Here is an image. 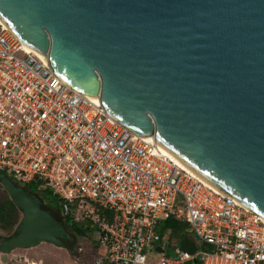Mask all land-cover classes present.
<instances>
[{
	"label": "water",
	"instance_id": "1",
	"mask_svg": "<svg viewBox=\"0 0 264 264\" xmlns=\"http://www.w3.org/2000/svg\"><path fill=\"white\" fill-rule=\"evenodd\" d=\"M0 18L63 81L264 219V0H0ZM0 187L21 211L1 263L74 239L37 193L2 171ZM179 247L196 250L186 236Z\"/></svg>",
	"mask_w": 264,
	"mask_h": 264
},
{
	"label": "built area",
	"instance_id": "2",
	"mask_svg": "<svg viewBox=\"0 0 264 264\" xmlns=\"http://www.w3.org/2000/svg\"><path fill=\"white\" fill-rule=\"evenodd\" d=\"M0 171L96 229L104 264H264L259 214L114 119L3 24ZM169 218L186 224L194 255L169 242Z\"/></svg>",
	"mask_w": 264,
	"mask_h": 264
},
{
	"label": "rangeland",
	"instance_id": "3",
	"mask_svg": "<svg viewBox=\"0 0 264 264\" xmlns=\"http://www.w3.org/2000/svg\"><path fill=\"white\" fill-rule=\"evenodd\" d=\"M98 239L97 231L90 228L85 235H77L64 244L42 242L29 248H16L11 253L26 257L20 264H103L105 248Z\"/></svg>",
	"mask_w": 264,
	"mask_h": 264
},
{
	"label": "trees",
	"instance_id": "4",
	"mask_svg": "<svg viewBox=\"0 0 264 264\" xmlns=\"http://www.w3.org/2000/svg\"><path fill=\"white\" fill-rule=\"evenodd\" d=\"M25 187L31 192H35V188L33 187V185L28 184ZM43 196L48 197V192L43 194ZM20 218L21 211L11 200L8 192L3 187H0V234H11L16 225L18 224ZM59 218L66 230L75 237L77 235H85L86 231L89 229L87 228V226H84L79 222H75L70 225L68 223V217H63L62 215H59ZM164 227L168 231L169 242L174 245L177 244V242L183 235H185L186 224L174 218H169L168 220H166Z\"/></svg>",
	"mask_w": 264,
	"mask_h": 264
},
{
	"label": "flooded vegetation",
	"instance_id": "5",
	"mask_svg": "<svg viewBox=\"0 0 264 264\" xmlns=\"http://www.w3.org/2000/svg\"><path fill=\"white\" fill-rule=\"evenodd\" d=\"M44 206L45 207H47V208H50V209H52V207L50 206V202L49 201H47V200H44ZM53 210V209H52ZM53 211H55V210H53ZM56 212V211H55ZM57 213V212H56ZM59 215V214H58ZM0 235H2L3 237H1L0 238V245L2 244V242H4L6 239H4V236H7V235H4V234H0ZM70 239H64L63 241H64V243H66L67 241H69ZM42 243V242H41ZM31 247H33V246H31ZM17 248H22V249H24V248H29V247H17ZM14 249H16V248H13V249H11V250H9L6 254H7V256H6V262L4 263V264H20V263H22V262H24L25 261V256L24 255H14V254H12L11 253V251L12 250H14ZM26 263V262H25Z\"/></svg>",
	"mask_w": 264,
	"mask_h": 264
},
{
	"label": "bare ground",
	"instance_id": "6",
	"mask_svg": "<svg viewBox=\"0 0 264 264\" xmlns=\"http://www.w3.org/2000/svg\"><path fill=\"white\" fill-rule=\"evenodd\" d=\"M0 24H3L5 27H7V28H9L10 30H11V28L0 18ZM22 44L25 46V48L27 49V50H29V51H31L29 48H28V46H26L25 44H24V42H22ZM165 152V151H164ZM166 153V152H165ZM168 154V153H167ZM169 155V154H168ZM171 156V155H170ZM172 157V156H171ZM173 158V157H172ZM173 159H175V158H173ZM176 160V159H175ZM177 161V160H176ZM178 163H180L179 161H177ZM180 165H182V166H184L183 164H181L180 163ZM185 167V166H184ZM188 171H190L187 167H185ZM191 172V171H190ZM194 176H196L197 178H199L197 175H195L193 172H191ZM199 179H201V178H199ZM202 181H204L203 179H201ZM205 182V181H204ZM205 183H207V182H205ZM210 185V184H209ZM213 187V186H212ZM214 188V187H213ZM216 189V188H215ZM218 190V189H217Z\"/></svg>",
	"mask_w": 264,
	"mask_h": 264
}]
</instances>
